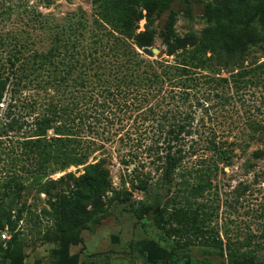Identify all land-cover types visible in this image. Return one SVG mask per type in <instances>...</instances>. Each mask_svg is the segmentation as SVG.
I'll return each instance as SVG.
<instances>
[{"label": "trees", "instance_id": "1", "mask_svg": "<svg viewBox=\"0 0 264 264\" xmlns=\"http://www.w3.org/2000/svg\"><path fill=\"white\" fill-rule=\"evenodd\" d=\"M171 1L92 0L98 10L92 13L90 24L84 13H69L65 25L50 26L43 20L42 28L50 31L49 45L43 50L29 47L25 52L16 48L0 68V102L9 92L4 125L7 131L29 125L30 134L20 143L32 157L33 168L47 173L83 165L85 170L78 175L68 171L38 184L47 195L58 249L77 242L81 229L106 213V158L88 161L106 140L117 136L135 149H145L159 172L158 180L178 185L169 200L188 203L209 186L208 171L217 160L229 163L235 142L224 131L207 130L203 116L196 118L198 107L243 108L246 118L241 122L244 137L240 141L264 137L261 109L245 97L252 86L264 91V60L246 58L251 52H264V0L208 1L200 31L182 35L174 29ZM166 10L160 35L163 54L172 60L147 59L157 32L154 21ZM140 18L145 22L137 30ZM29 85L47 90V99L38 101L36 93L23 98L21 103L31 111L27 121L21 112L8 109L20 102L19 91ZM149 120L152 124H145ZM231 127V123L226 127L227 133ZM205 153L214 158L206 160ZM131 156L122 162L135 164L137 154ZM135 184L145 189L147 183L138 177ZM150 208L144 205L139 215ZM164 215L178 220L184 229L191 216L186 206L169 211L162 205L154 221L166 232L161 223ZM9 220L8 213L0 228ZM153 247L162 259L174 248ZM227 262L263 264L233 252L227 253Z\"/></svg>", "mask_w": 264, "mask_h": 264}, {"label": "rangeland", "instance_id": "2", "mask_svg": "<svg viewBox=\"0 0 264 264\" xmlns=\"http://www.w3.org/2000/svg\"><path fill=\"white\" fill-rule=\"evenodd\" d=\"M208 1L212 0H172L175 31L181 35L187 31L198 33L204 25L202 13ZM95 10L98 8L92 0H0V68L16 48L25 52L29 47L43 50L49 45L50 31L42 28L43 20H48L50 26L65 25L69 13H84L90 24ZM168 13L169 10L164 11L154 21L157 32L149 47L152 55L146 56L147 59L172 60V56L163 54L160 35ZM144 22L143 18L138 20L137 30L143 29ZM246 58L260 62L264 60V52H251ZM250 90L245 92L247 102L259 105L264 116V91L261 93L257 86ZM46 92L31 85L22 88L20 102L8 112H21L29 121V105L21 101L29 93H36L37 100L45 102ZM8 101L6 91L0 102V221L8 213L10 220L0 228V233L7 235L0 236V264H68L70 261L76 264H228V252L247 255L264 264V137L240 141L244 137L241 122L246 118L243 108L225 106L205 110L198 107L196 118L203 116L207 130L211 127L217 133L224 131L227 139L235 142L229 163L217 160V165L207 172L209 186L200 196L189 198L188 203L169 200L178 185L158 180L159 172L145 149H135L117 136L106 140L104 147L88 158V161L106 158L108 187L103 195L106 213L96 223L81 229L77 242L58 249L59 237L51 230L47 195L39 191L38 184L68 171L78 175L85 170L83 165L47 173L35 170L32 157L23 151L20 143L30 134L29 125H22L19 131H7L4 125L8 119L5 115ZM230 123L231 131L227 133ZM47 134L52 135V131ZM134 153L137 154L133 156L135 164L139 165L136 169H133L134 162H122ZM203 157L214 158L209 153ZM140 161L144 164L140 165ZM138 177L146 181L145 189L132 186ZM144 205L151 208L140 216ZM162 205L169 211L175 206H186L191 215L183 223L186 229L168 215L161 220L167 232L159 226L154 217ZM153 244L174 248L162 259ZM66 254L72 258L68 259Z\"/></svg>", "mask_w": 264, "mask_h": 264}, {"label": "built area", "instance_id": "3", "mask_svg": "<svg viewBox=\"0 0 264 264\" xmlns=\"http://www.w3.org/2000/svg\"><path fill=\"white\" fill-rule=\"evenodd\" d=\"M0 236H1L2 238H6V237H7V235H6L5 232H1V233H0Z\"/></svg>", "mask_w": 264, "mask_h": 264}]
</instances>
